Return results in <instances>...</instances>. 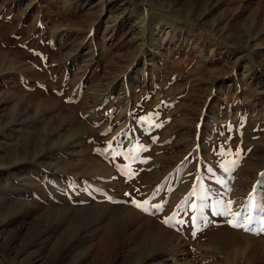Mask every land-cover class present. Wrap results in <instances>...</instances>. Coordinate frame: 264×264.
Wrapping results in <instances>:
<instances>
[{"label": "rangeland", "instance_id": "374dc122", "mask_svg": "<svg viewBox=\"0 0 264 264\" xmlns=\"http://www.w3.org/2000/svg\"><path fill=\"white\" fill-rule=\"evenodd\" d=\"M261 228L264 0H0V264H264Z\"/></svg>", "mask_w": 264, "mask_h": 264}, {"label": "snow or ice", "instance_id": "6c2138e0", "mask_svg": "<svg viewBox=\"0 0 264 264\" xmlns=\"http://www.w3.org/2000/svg\"><path fill=\"white\" fill-rule=\"evenodd\" d=\"M133 203H135V206H136L137 208H142L143 210L147 211V209L144 208L143 204H141V203H139V202H135V201H134ZM144 203L146 204L147 201H145ZM230 203H231V202H230ZM157 207H159V206H157ZM193 207H195V205H193ZM248 219H249V222H250V218H248ZM164 222H165V223H168L167 220L164 221ZM232 226H233V227H245V224H244L242 221L237 220V222L233 223ZM245 230H249V229H248V228H245ZM260 231H264V228H261Z\"/></svg>", "mask_w": 264, "mask_h": 264}, {"label": "bare ground", "instance_id": "6f19581e", "mask_svg": "<svg viewBox=\"0 0 264 264\" xmlns=\"http://www.w3.org/2000/svg\"><path fill=\"white\" fill-rule=\"evenodd\" d=\"M161 20V19H160ZM147 27V26H146ZM149 28V27H148ZM144 29V28H143Z\"/></svg>", "mask_w": 264, "mask_h": 264}]
</instances>
